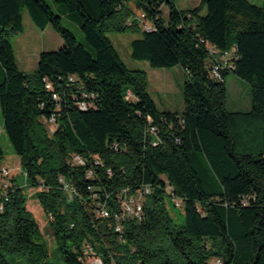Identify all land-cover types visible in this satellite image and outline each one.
<instances>
[{"label": "trees", "instance_id": "trees-1", "mask_svg": "<svg viewBox=\"0 0 264 264\" xmlns=\"http://www.w3.org/2000/svg\"><path fill=\"white\" fill-rule=\"evenodd\" d=\"M48 1L0 0V109L63 264H84L87 246L104 264H264V7L250 0H202L188 10L174 0H51L79 25L92 53ZM25 12L63 41L39 55L31 74L19 69L11 44L24 32ZM140 14L151 31L142 30ZM111 33L142 34L131 43L133 60L182 69L181 113L159 111L146 71L127 67ZM209 46L233 50L221 80L211 76L219 62ZM230 75L249 85L248 111L228 109ZM3 156L0 145V171ZM138 193L140 218L117 220L121 198ZM175 199L182 224L168 209ZM27 202L19 184L0 194V264L15 257L52 264ZM103 206L109 218L100 217Z\"/></svg>", "mask_w": 264, "mask_h": 264}, {"label": "rangeland", "instance_id": "rangeland-1", "mask_svg": "<svg viewBox=\"0 0 264 264\" xmlns=\"http://www.w3.org/2000/svg\"><path fill=\"white\" fill-rule=\"evenodd\" d=\"M177 6L182 10L193 9L197 7L202 0H174ZM253 4L264 7V0H250ZM48 4L51 6L54 13L62 17V24L69 29L76 37L79 43L83 44L90 52L93 49L87 44L85 36L81 31L79 25H77L72 17L62 16L63 6L49 0ZM163 18L168 17V7H162ZM141 15V14H140ZM139 15V16H140ZM139 16V24L144 30L145 25L141 22ZM150 25V24H148ZM141 33H126V34H108V37L112 41L115 49L118 51L123 62L129 69L132 70H144L148 77V91L156 103L157 108L161 112H174L181 113L184 110V73L180 67H174L171 69H153L147 62L135 61L132 59V47L131 43L140 39ZM14 54L16 57L17 65L20 70L31 74L37 69L39 55L42 52L58 51L63 46V41L58 33L52 28L46 31H40L33 24L27 12L24 13V32L11 39ZM239 81V85L234 82ZM241 99L242 103L250 102V87L243 80L237 79L234 75L229 76L228 80V100L227 107L230 111H243L239 107L235 108V101ZM49 134L53 133L55 128L47 123ZM0 145L3 149L4 156L1 160V168L6 167L10 171V177L8 182L12 187L18 185L24 188L25 194L28 197L27 209L39 223V226L44 233V236L48 242L49 260L52 264H63L60 255L56 251V245L51 236L48 228L49 218L46 216L43 208L41 207L35 193L36 189L28 187L26 178L22 173L20 167V159L14 152L8 137L3 130V116L0 109ZM1 181V179H0ZM176 206V205H175ZM168 209L174 216L178 224L184 222V210L183 208L174 207L173 203L169 201ZM9 261H13L15 264H25V260L22 257L9 258Z\"/></svg>", "mask_w": 264, "mask_h": 264}, {"label": "built area", "instance_id": "built-area-1", "mask_svg": "<svg viewBox=\"0 0 264 264\" xmlns=\"http://www.w3.org/2000/svg\"><path fill=\"white\" fill-rule=\"evenodd\" d=\"M141 22L145 25L144 30L145 31H151L152 26L148 25L147 22H145L144 16L141 14L139 16ZM209 52L211 56H214L217 61L219 62L217 65H214L211 69V76L217 80H221V75H220V69L222 68H226L229 67L231 68L230 65V60H231V56L233 53V50L231 52H227L224 54H221L218 50H216L215 48L209 46ZM47 88L50 89L51 86L47 85ZM54 99H57V96H54ZM82 109H85L86 106L85 104H82L80 106ZM50 125H52L55 129H56V124H55V118L52 117L50 119L49 122ZM55 130H53L54 132ZM152 132H154V129L152 130ZM74 162H77L79 164H83V161L78 158L75 157L74 158ZM10 177V171L8 170V168L3 167L1 168L0 171V194H2L3 196L7 195V191H9V189L12 187L11 183L8 182V179ZM149 193V189H146L144 194H148ZM142 198H143V194L142 193H138L135 196H124L121 198V206H122V213L121 215L117 216V220H121L123 219L125 216H135L137 218H140L141 214H142ZM175 205L177 207L180 208V200L175 199L173 200ZM99 215L102 218H109L110 217V210L103 206L100 211H99ZM117 231L121 232V228L120 226L117 227ZM85 254L83 256V263L84 264H104V262L102 261V259L100 257H97L92 248L87 246L85 249ZM216 264H221V261H217Z\"/></svg>", "mask_w": 264, "mask_h": 264}, {"label": "crops", "instance_id": "crops-1", "mask_svg": "<svg viewBox=\"0 0 264 264\" xmlns=\"http://www.w3.org/2000/svg\"><path fill=\"white\" fill-rule=\"evenodd\" d=\"M49 29V27L46 29V30H48ZM46 30H44V31H46ZM1 75H2V70H0V77H1ZM236 77V76H235ZM237 79H239L238 77H237ZM229 80V79H228ZM240 80V79H239ZM236 85H239V81L238 80H236V82H234ZM250 102H249V104L246 102V103H242V100L241 99H237L236 101H235V108L237 107H239L240 109H242L243 111H248L249 109H250Z\"/></svg>", "mask_w": 264, "mask_h": 264}]
</instances>
